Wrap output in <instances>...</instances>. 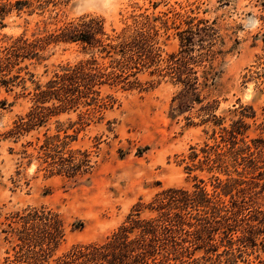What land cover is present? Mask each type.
<instances>
[{
    "label": "trees",
    "instance_id": "1",
    "mask_svg": "<svg viewBox=\"0 0 264 264\" xmlns=\"http://www.w3.org/2000/svg\"><path fill=\"white\" fill-rule=\"evenodd\" d=\"M35 2L41 4L16 0L14 5L20 11ZM185 23V28H177L178 47L172 52L161 47L159 29L148 16L108 33L101 16L84 15L44 34L22 33L0 48V88L20 87L24 94L26 81L34 83L27 91V111L2 135L20 142L19 158L27 164L36 161L44 176L73 182L89 177L97 165L100 140L96 150L74 148L77 134L115 105L111 90L142 92L162 81L177 88L173 113L183 114L199 104L200 123L219 128L212 129V144L205 140L189 147L186 169L225 175L212 174V192L199 178L192 188L167 187L148 201L139 199L102 242L78 243L61 255H56L65 237L60 214L44 205L27 206L12 213L9 229L3 230L11 239L7 264H200L192 257L197 250L217 260L225 256L224 264H254L244 258L251 254L255 264H264L256 254L264 253V204L259 201L264 193V133L244 138L245 118L255 116L251 106L242 107L227 126L224 117L214 113L218 100H207L203 91L214 84L216 65L227 53L224 37L216 19L190 18ZM58 43L79 44L88 55L61 66L44 83L34 81L30 66L42 62L47 47ZM184 118L194 124L190 115ZM261 124L264 129V120Z\"/></svg>",
    "mask_w": 264,
    "mask_h": 264
},
{
    "label": "rangeland",
    "instance_id": "2",
    "mask_svg": "<svg viewBox=\"0 0 264 264\" xmlns=\"http://www.w3.org/2000/svg\"><path fill=\"white\" fill-rule=\"evenodd\" d=\"M15 1L0 0V48L22 33L28 37L44 34L84 15L101 16L108 33L148 16L159 29L161 47L172 52L178 47L177 28H185L186 20L216 19L227 53L216 65L219 73L214 84L203 95L218 100L214 113L224 117L226 126L242 107L251 106L255 116L245 118L244 138L264 133V0H41L20 11ZM87 55L76 43L50 44L45 59L30 66L33 80L44 83L61 66ZM25 84L24 94L20 87L0 88V264H7L6 257L12 253L10 236L3 230L9 229L10 215L27 206L44 205L60 214L65 237L56 255H61L78 243L102 242L139 199L148 201L167 187L192 188L199 178L212 192V174L225 178L217 171L186 169L189 147L205 140L212 144V129L219 128L200 123L199 104L183 114L173 113L177 88L167 81L142 92L111 90L115 105L72 141L74 148L96 150L94 145L100 140L97 165L89 177L73 182L44 176L36 161L27 164L19 158L20 142L14 144L2 135L31 104L27 91H32L34 83ZM185 115L194 124H188ZM215 137L219 141L218 134ZM259 201L264 204V193ZM79 223L82 226L75 228ZM256 254L264 259L262 251ZM192 257L200 264L225 262V256L209 258L202 250ZM244 258L257 263L254 254Z\"/></svg>",
    "mask_w": 264,
    "mask_h": 264
}]
</instances>
